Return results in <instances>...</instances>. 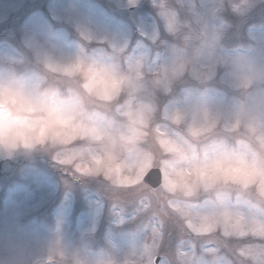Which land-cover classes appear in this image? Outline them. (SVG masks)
<instances>
[{
	"label": "clouds",
	"instance_id": "9594fccd",
	"mask_svg": "<svg viewBox=\"0 0 264 264\" xmlns=\"http://www.w3.org/2000/svg\"><path fill=\"white\" fill-rule=\"evenodd\" d=\"M150 2L171 37L149 36L151 55L86 26L71 48L28 37L23 51L0 50V161L39 154L106 195L134 193L130 205L107 195L117 224L131 206L127 241L73 244L57 225L25 264H153L152 221L187 242L189 254L176 248L168 264H264V52L225 53L220 27L182 20L172 0ZM259 2L219 0L237 15ZM217 75L230 96L209 93ZM187 80L203 87L177 92ZM153 171L155 186L145 181Z\"/></svg>",
	"mask_w": 264,
	"mask_h": 264
},
{
	"label": "rangeland",
	"instance_id": "374dc122",
	"mask_svg": "<svg viewBox=\"0 0 264 264\" xmlns=\"http://www.w3.org/2000/svg\"><path fill=\"white\" fill-rule=\"evenodd\" d=\"M171 7L182 20L195 17L220 27V45L225 53L264 52V0L243 15L234 14L227 5L221 6L219 0H191L185 4L172 0ZM81 26L96 37L126 43L130 51L149 55L157 50L148 39L154 32L160 39L171 41L150 0H140L135 7L125 6L123 0L119 4L115 0H0V37L9 39V45L0 50L23 51L28 37L53 39L71 48L80 39ZM98 45L99 40L92 42L93 47ZM201 87L187 80L177 85L176 91ZM207 88L214 97L232 94L219 75L208 82ZM91 189L101 195L100 199ZM118 196L130 205V191L119 192ZM0 205V260L10 264H25L35 247L57 225L69 243L87 241L92 247L101 246L106 237L127 241L134 235L131 206L123 214V222L117 224L111 201L98 184L71 180L50 159L39 154L30 160L17 158L1 168ZM248 239L225 238L230 246ZM179 240L177 226L169 224L157 254L168 258ZM199 244L198 241V247Z\"/></svg>",
	"mask_w": 264,
	"mask_h": 264
},
{
	"label": "snow or ice",
	"instance_id": "6c2138e0",
	"mask_svg": "<svg viewBox=\"0 0 264 264\" xmlns=\"http://www.w3.org/2000/svg\"><path fill=\"white\" fill-rule=\"evenodd\" d=\"M109 196V198L116 200L119 199L118 193L112 194L109 193L107 194ZM131 195L133 196L134 193L131 192ZM114 214H116L117 216H120V212L118 211L115 203L113 204V208H112ZM135 215V213H133V216ZM172 226H176L171 224ZM169 226V225H167ZM151 232L153 233V237H154V243L157 247V249H159L161 241L163 239L164 236V231L166 228V225H164L161 222H156V221H152L149 225ZM169 236H171V233H169ZM176 248L179 249L181 252H183L184 254H189V248L187 247V242L184 240H179L177 242ZM202 249L208 250V245H202ZM222 259V258H221ZM153 264H156L155 261V257L153 258ZM160 264H168V259L166 257H161L160 259Z\"/></svg>",
	"mask_w": 264,
	"mask_h": 264
},
{
	"label": "water",
	"instance_id": "95a60500",
	"mask_svg": "<svg viewBox=\"0 0 264 264\" xmlns=\"http://www.w3.org/2000/svg\"><path fill=\"white\" fill-rule=\"evenodd\" d=\"M146 183L155 186L158 183V173L155 171L150 172L146 177H145ZM158 260V257L156 258Z\"/></svg>",
	"mask_w": 264,
	"mask_h": 264
},
{
	"label": "flooded vegetation",
	"instance_id": "af4514ba",
	"mask_svg": "<svg viewBox=\"0 0 264 264\" xmlns=\"http://www.w3.org/2000/svg\"><path fill=\"white\" fill-rule=\"evenodd\" d=\"M0 173H1V171H0Z\"/></svg>",
	"mask_w": 264,
	"mask_h": 264
}]
</instances>
